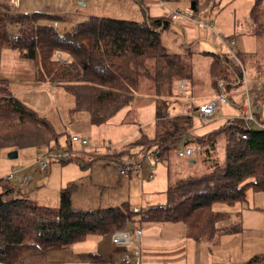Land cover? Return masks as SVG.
I'll use <instances>...</instances> for the list:
<instances>
[{
	"label": "trees",
	"instance_id": "obj_1",
	"mask_svg": "<svg viewBox=\"0 0 264 264\" xmlns=\"http://www.w3.org/2000/svg\"><path fill=\"white\" fill-rule=\"evenodd\" d=\"M260 1L250 13L253 23L258 21ZM203 4L205 7H201ZM208 5L209 0H189V11L200 13ZM62 19L60 15L17 10L0 2V56L4 49H11L21 59L31 61L34 80L63 87L73 97L76 109L89 113L94 126L107 123L130 105L143 85L150 84L156 96L158 130L153 139L141 136L134 143L139 147L137 153L124 159L137 161L152 152L162 161L175 153L179 140L192 132L197 107H190L189 113L169 114V108L178 102L177 95L185 93L187 83L183 77L189 71L185 59L183 64L182 57L167 53L160 43V34L169 29L171 21L148 16L141 22L91 16L61 32L51 23ZM209 55L210 73L215 79L230 76L236 82L241 77L228 54ZM180 81L185 82L183 91L179 90ZM255 104L258 106L257 100ZM258 111L254 116L264 123ZM242 134L245 139H241ZM58 137L52 125L22 103L11 91L9 81L0 77V148L57 151ZM217 137L224 143L223 163H215L201 176L178 180L168 187L165 205L139 212L126 204L91 211L74 209L68 188L60 191L59 207L54 211L27 197H11L15 186L0 179V264H60L47 260V254L67 249L89 236L133 229L140 223L182 222L189 238L210 240L217 232L216 224L224 218L213 212L214 203L231 205L243 202L247 189L264 191V129L234 119L228 127L223 123L213 132L188 138L187 142L201 145L202 150L205 147L208 154ZM122 154L92 153L88 162L105 157L121 162ZM85 258L88 264H113L95 253H87ZM262 262L264 257H254L247 264Z\"/></svg>",
	"mask_w": 264,
	"mask_h": 264
},
{
	"label": "rangeland",
	"instance_id": "obj_2",
	"mask_svg": "<svg viewBox=\"0 0 264 264\" xmlns=\"http://www.w3.org/2000/svg\"><path fill=\"white\" fill-rule=\"evenodd\" d=\"M82 1L86 3V8L88 4L90 6V0ZM129 1L139 10L140 1L136 3L133 0ZM256 1L209 0L207 10L193 13V19L200 27V24H204L202 17H206V23L211 24V29L214 33L216 32V35L234 39L235 46L232 47V52L243 66L247 79V90L251 96H257L260 107L258 114L264 119V0L260 1L258 21L253 23L250 13ZM164 3L170 4L173 10L180 12L181 15L184 13L187 15L190 12L187 0H165ZM95 4L101 8L103 2L99 4L95 0ZM104 4L105 10L99 12L100 14L121 13L131 20L139 19L134 18V9L131 6H124L113 12V6L118 5V1L105 0ZM96 5L93 4L97 7ZM201 7H205V4ZM82 14V10L78 8L70 11L67 14V23L82 21L84 18ZM52 26L57 31H64L61 30L63 25L52 23ZM200 29L203 30L202 27ZM257 29L262 30V33H256ZM170 30H165L160 34V43L164 47L163 49L169 54L182 57L183 64L185 59L187 67L189 65V71L183 77L187 83L185 93L178 94L176 97V101L182 103L181 106H177L178 112L189 111L190 107L192 109L201 103L216 99L219 91L227 96L228 104L219 105L208 121L201 123L196 115L192 119L191 131L193 133H204L202 135H205L213 132L217 129L220 121L222 122L228 115V117L237 115L238 111L242 109L244 89L236 86L230 76L223 78L221 75L215 79L211 75L209 54L213 53L212 51L226 54L221 45H217V48H214L215 46L206 47L203 50L201 48L203 42L199 41L197 48L201 53L198 54V50L191 48L190 43L182 47L181 37L178 34H173V36L170 33L167 34ZM6 52L0 56V77L10 80L11 91L19 100L39 116L45 118L52 125L54 131L59 134L58 153L67 152L72 156L68 162L58 159L47 160L48 167L42 169L36 161L37 153L34 148L18 150L15 159L7 158L12 150L0 148V168L13 164L5 177L14 170H18L21 176L29 173L30 180L25 186H22V191L26 192L27 199L34 204L43 205L56 211L59 207L60 191L68 188L71 206L74 209L91 211L126 204L132 211H144L151 207L165 205L168 187L174 185L178 180L191 175L201 176L209 172L215 163L224 162V143L221 137H217L214 148L208 154L205 147L192 158H179L172 152L166 160L159 161L152 169L143 164L138 175H120L118 160L109 157L99 158L90 161L87 165L80 166L77 159L89 160L94 156L92 153L110 156L124 152L121 157L122 161H125L127 159L124 158L136 154L139 150V147L134 146V143L141 136L148 139L155 137L158 127L155 120L156 96L152 87L150 84L143 85L140 91L134 95L130 105L120 110L102 126H94L90 122L89 113L77 110L73 97L63 87L57 86L53 90L46 87L40 88V92L32 91V86L23 81L33 79L34 65L29 60L17 59L18 57L16 58L15 55L11 56V52ZM28 66L30 70H28ZM232 67L236 71L237 68L235 69L233 62ZM257 85L260 87L257 88ZM239 103H241V107ZM192 132L188 134L190 139L196 136ZM71 134L87 138L88 146L80 148L77 144L72 143L68 146V136ZM22 166L26 167L27 172H22L24 170V168L20 169ZM258 196H262L264 200V192L258 193ZM220 205L228 206L224 203H215L213 206L217 209ZM232 206L234 207V205ZM236 210L233 208L232 212ZM248 216L255 217L253 214ZM262 217L264 218V213ZM232 218L236 220V216L233 214ZM250 218L245 217L247 224L257 222ZM252 238L238 236V244L239 246L242 244V250H247L249 247H264V242L253 245ZM107 240L111 241V238L105 235H92L67 249L49 252L47 260L60 264H87L85 255L96 253L98 251L97 243L102 242L105 245ZM207 258L201 257L202 262L206 263Z\"/></svg>",
	"mask_w": 264,
	"mask_h": 264
},
{
	"label": "crops",
	"instance_id": "obj_3",
	"mask_svg": "<svg viewBox=\"0 0 264 264\" xmlns=\"http://www.w3.org/2000/svg\"><path fill=\"white\" fill-rule=\"evenodd\" d=\"M96 1H98L99 4L103 2L101 8L100 6L98 7L95 4V0H90V6L88 4L87 8L86 3L82 0H0V2L9 4L17 10L60 15L63 17V19L58 22H55V25H63V28L61 30L71 28L74 24L81 22L77 21L72 24L67 23V14L70 11L75 10L76 8L82 10L83 12L82 16H84V18L82 19V21L91 16L108 17L120 20H131L128 16L123 15L121 13H113L111 15L100 14L99 12H104L105 10V0ZM116 1H118V5L113 6V12L120 10L124 6H131V8L133 7V16L134 18L139 19H134L131 21L141 22L144 16H148L150 18H168L171 21L169 27V29L171 30L170 32H167V34L170 33L172 36L173 34H178L181 37L180 44L182 47L190 43L191 48H194V50H198L197 47L199 41L203 42L201 47L203 50H205L206 47L212 48L215 46L214 48H217V45H220L214 34L205 28L201 30L197 23L194 21V19L190 20L185 18L177 19L174 21L171 20L168 14L170 11L174 10L170 4H160L156 0H133L134 3L140 1L138 10L137 7L133 5L129 0H114V2ZM187 1L189 3V0ZM93 4L98 7L99 11L96 9L97 7L93 6ZM81 7L85 9H82ZM205 10H203L202 12H204ZM78 18L80 19V17ZM202 20L204 23L207 22L206 17H202ZM3 51V53H7L6 51H9L12 53L11 56L14 57L15 55L16 58L18 57L17 59H21L19 58L17 52L14 50ZM2 52L1 56L3 55ZM212 52L214 53V51ZM197 53L199 54L201 53V51L198 50ZM28 70H30L29 66ZM9 82L11 81L9 80ZM23 82L31 85V90L34 92H40V88L46 87L50 88L51 90L54 89V87L49 86L47 84H40L36 82L34 80V77L32 80ZM181 104L182 103L180 102L173 104L169 108V114L171 116L181 114L182 112L179 113L180 111L178 112L177 107L179 105L181 106ZM229 107L232 108V106ZM185 112L189 113L188 111ZM232 116L233 115H231L230 117ZM226 119H224L222 122L220 121L217 128L222 125ZM192 134L196 135L195 137L204 136L202 135L204 133L192 132ZM84 162L85 163L80 166H83L85 164L87 165L89 163L88 160H85ZM12 165L13 164H10V166ZM10 166L0 168V179H5L4 177L9 172ZM147 167L152 169L155 166ZM21 168H24L22 172H25L27 170L24 166L20 167V169ZM19 176H21L20 172ZM19 184L20 183L18 182H11V185L15 186L11 197H27L26 192L22 191V186H25L26 184ZM263 192H255L251 189H247L244 200L245 202H235L228 206L220 205L217 209L214 208V203L212 205L213 212L224 215V218H222V220L216 224L217 232L215 236L210 240L197 241L193 240L192 238H189L186 235V227L182 222L141 223L138 226L133 227V229H129L128 231L130 232V234H132L135 229H139L141 231L140 264H247V262L254 257H264V247H249L247 250H242V244L241 246H239L238 244V236L253 237V245L263 244L264 242V218L262 217L264 213V200L262 199V196H258V193ZM232 205H234V207ZM233 208H236L237 210L235 212H232ZM232 214L236 216V220L232 218ZM250 214L255 215V217L250 218L248 216ZM245 217L256 220L257 222L247 224L245 222ZM105 236L110 238V234H106ZM96 248L98 251H96L95 254H99L111 260L113 264H123L121 262V258L125 250L120 247H115L110 240H107L105 245H103L102 242H98ZM201 257H208V261L206 263H203ZM133 260L134 259H132L129 264H134Z\"/></svg>",
	"mask_w": 264,
	"mask_h": 264
},
{
	"label": "built area",
	"instance_id": "obj_4",
	"mask_svg": "<svg viewBox=\"0 0 264 264\" xmlns=\"http://www.w3.org/2000/svg\"><path fill=\"white\" fill-rule=\"evenodd\" d=\"M160 4H164V0H156ZM169 18L171 20H177V19H190L193 20V14L189 12L187 15L184 13L181 15L180 12L177 11H170L169 12ZM200 27L205 28L209 31H211L220 45L225 49L226 54H228L231 57L232 62L239 67V70L241 71V77L234 82V84L238 87H241L244 89V96H243V104L242 109H240L237 115H234L232 117H228L225 120V126H229L232 123V120L239 119L244 120L247 125L252 126L257 129H264V123H262L260 120H257L254 116V112L259 110V107L256 106L255 100H257V96L253 95L251 96L247 90V79L245 76V71L243 69V66L238 59V57L233 54L232 47L235 46V42L233 38H226L224 36L216 35L213 30L211 29V24L204 23L200 24ZM58 59H61L60 54L56 55ZM185 86L184 81L179 82V90L183 91ZM260 87L257 85V88ZM260 89V88H259ZM224 104L227 105V96L222 92L219 91L217 94V98L214 100H210L207 102H204L202 104H199L197 106V113L196 117L201 122L204 123L208 121L214 114V112L217 110L218 106ZM237 135V134H236ZM238 136V135H237ZM241 139H245L246 136L244 134L240 135ZM189 136H183L179 143L177 144V147L175 149V154L179 158H192L194 155L199 154L202 151V146L199 144H189L187 142ZM70 143L77 144L80 148H86L89 144V141L87 138L78 136L76 134L69 135ZM190 139V138H189ZM52 152H45V151H38L37 152V163L39 164L40 168L46 169L49 165V162H46L47 160H61V161H67L71 158V155L67 152H63V154L58 153V151ZM159 162V157L157 156V153H149L147 156H143L142 158L138 159L137 161H121L118 164L119 166V174L120 175H131L135 174L138 175L143 168V164L146 166L154 167L156 163ZM8 181H15L20 184H26L30 180L29 175H23L19 176V171H13L8 176L5 177ZM132 235V236H131ZM111 243L115 247H120L125 250L121 262L123 264H129L132 259L134 264H140V238H141V231L139 229H135L132 234L128 230H121V231H114L110 234ZM231 264V263H227ZM261 264H264L262 262Z\"/></svg>",
	"mask_w": 264,
	"mask_h": 264
},
{
	"label": "water",
	"instance_id": "obj_5",
	"mask_svg": "<svg viewBox=\"0 0 264 264\" xmlns=\"http://www.w3.org/2000/svg\"><path fill=\"white\" fill-rule=\"evenodd\" d=\"M17 157V151H12L7 155L8 159H15Z\"/></svg>",
	"mask_w": 264,
	"mask_h": 264
}]
</instances>
